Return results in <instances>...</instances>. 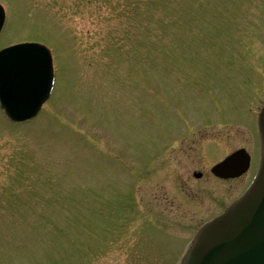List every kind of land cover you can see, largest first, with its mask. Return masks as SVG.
<instances>
[{
    "label": "rangeland",
    "instance_id": "1",
    "mask_svg": "<svg viewBox=\"0 0 264 264\" xmlns=\"http://www.w3.org/2000/svg\"><path fill=\"white\" fill-rule=\"evenodd\" d=\"M0 2V49L56 62L36 118L0 109V264H178L255 173L264 0ZM241 148L247 174L212 177Z\"/></svg>",
    "mask_w": 264,
    "mask_h": 264
},
{
    "label": "water",
    "instance_id": "2",
    "mask_svg": "<svg viewBox=\"0 0 264 264\" xmlns=\"http://www.w3.org/2000/svg\"><path fill=\"white\" fill-rule=\"evenodd\" d=\"M4 17L0 5V31ZM53 79L52 59L44 46L21 44L0 52V102L12 121L37 116ZM260 128L263 155L256 181L239 202L199 232L182 264H264V110ZM249 161L247 152L240 150L212 171L221 178L239 177Z\"/></svg>",
    "mask_w": 264,
    "mask_h": 264
}]
</instances>
